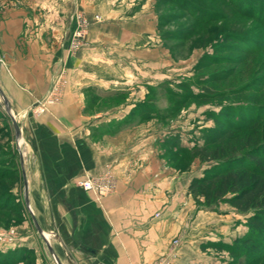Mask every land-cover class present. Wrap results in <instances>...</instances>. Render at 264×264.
<instances>
[{
	"label": "crops",
	"instance_id": "0c3cea01",
	"mask_svg": "<svg viewBox=\"0 0 264 264\" xmlns=\"http://www.w3.org/2000/svg\"><path fill=\"white\" fill-rule=\"evenodd\" d=\"M154 2L0 0V87L22 131L24 194L25 176L60 264H213L202 233L231 238L229 223L188 193L191 171L167 160L164 138L175 125L144 115L150 88L190 73L170 55L162 69ZM56 74L66 80L60 101L34 113ZM85 174L116 188L99 196L78 184ZM17 230L15 245L40 256L31 223Z\"/></svg>",
	"mask_w": 264,
	"mask_h": 264
},
{
	"label": "trees",
	"instance_id": "16d2710c",
	"mask_svg": "<svg viewBox=\"0 0 264 264\" xmlns=\"http://www.w3.org/2000/svg\"><path fill=\"white\" fill-rule=\"evenodd\" d=\"M241 1L246 6L239 7L240 11L264 22V0ZM252 9H255L256 13H253ZM211 19L208 17V20ZM165 21L166 15H159V32ZM163 36L166 35L163 33ZM225 41L234 46V50L248 43L250 37L246 33L233 32L229 33ZM257 51H264V46L250 53ZM220 56H209L196 63L195 72L199 71L202 74L200 77L196 75L190 77L191 81L180 82L181 91L174 90L169 82L162 83L160 87L169 98L164 109L157 108L150 102L151 93L155 90L151 89L148 101L144 104V109L147 110L144 115L167 121L179 115L184 108H188L189 104L186 103L191 99L203 104L214 100L218 102L220 110L208 112L207 118L214 120L215 126L204 129L202 135L204 143L187 147L181 144L180 134L166 136L164 138L166 157L175 151L183 157L192 156L203 163H210L201 176L192 178L188 187L189 194L194 196L197 204L201 206L199 208L213 207L220 202H226L235 210L247 214L246 231L242 235L236 236L230 242L212 244L219 250H227L231 255L232 259L224 264H264V93H261L264 92L262 89L264 83H251L250 94L241 86L226 89L225 86H221L222 89H217L215 83H224V80L230 77L229 74L224 73L222 76L215 71L209 74V67L219 63V59L225 58L224 55ZM246 94L248 96L243 97ZM8 154L9 158L18 156L15 149ZM6 158L2 160L5 161ZM167 158L169 163H175L174 157ZM11 161L13 165H7L8 171H3L0 175L4 180L1 191L6 189L14 191L21 181L19 166L14 165L13 159ZM178 166L180 165L174 164L176 169L185 170L177 168ZM2 199L0 222L7 220L22 223L25 205L21 198L10 193ZM34 251L27 247L11 249L7 254H0V259L3 263L13 262L12 260L24 263L36 259Z\"/></svg>",
	"mask_w": 264,
	"mask_h": 264
},
{
	"label": "rangeland",
	"instance_id": "374dc122",
	"mask_svg": "<svg viewBox=\"0 0 264 264\" xmlns=\"http://www.w3.org/2000/svg\"><path fill=\"white\" fill-rule=\"evenodd\" d=\"M245 6L246 5L241 0H155L154 9L158 13V16L166 15V21L160 28L159 32L161 36V44L165 47L166 54H159L158 59L162 60L165 58V60H167V65L162 69L166 72L169 69L168 67H171L168 63L170 55L173 60L180 63L177 65L182 67V69L189 68L190 70V73H187L186 75L181 73V75L179 74L176 76L173 82L174 90L181 91L182 88L179 87L180 82L186 80L189 81V78H193V76L200 77L202 73L199 71L195 72V64L200 62V60L213 55H217L218 57L224 55L225 58L219 59V63L209 67V74L212 71H215L222 76L224 73L230 75L228 80H224V83L214 84L217 86V89H222L223 87L221 86H225V89L231 86L235 88L241 86L250 94L251 83H264V51L250 53V51H253L260 46H264V22L257 20L248 13L240 11L239 7L243 8ZM252 12L256 13V10L252 9ZM79 15L82 16L80 13L77 14V20ZM98 15L99 14L95 16L96 20H99L97 18ZM99 16L101 17V15ZM208 17L209 19L210 17L212 19L208 20ZM202 19L207 20L204 22L197 21ZM233 32L249 34L250 41L242 44L239 49L233 50L234 46L227 44L225 41V38L229 33ZM163 33L166 35L165 37H162ZM228 48H230V50ZM244 50L247 52L244 53ZM262 89L264 90V84ZM244 96L247 97L248 94L243 95V97ZM151 97L152 99L150 102L157 106V108L164 109L168 105L169 98L166 97V94L160 87L155 88L154 92L151 93ZM2 101L3 100L0 97V175L3 171H8L6 168L7 165H13V162L11 161L12 159L15 166H19V159H21L16 127L5 107H3ZM186 104H189L188 108H184L179 115L168 119L167 121L159 122V120H155L154 122L156 125H169L173 123L175 128L173 127L172 130L167 129V136L178 133L180 134L181 144L187 147H192L196 143H204L202 136L204 129L206 130L209 127L215 126V121L207 118L208 112H218L220 106L215 100L203 104L201 102L196 103L194 99H191L190 101H187ZM13 149L18 152V156L16 158H9L10 156L8 153ZM171 153L167 154V157H174V164L180 165L177 168L181 167L182 169H185L182 172L191 171L193 178L196 175L201 176L204 170L210 165V163H203L198 158L192 156L183 157L175 151H172ZM4 157H7L5 161L2 160ZM170 164L174 166V164ZM3 182L4 180L0 178V204L3 202V196L14 193V196L20 197L25 205L26 201L23 180L21 179L16 187L18 189L15 188L14 191L11 189L1 191V189H3L1 185ZM8 182L9 181H7V183ZM192 197L198 208L201 207L197 204L194 196ZM199 209H204L217 215H221V217H223L222 219L225 220V223H229V226H226V228H229L230 230V239L221 238L220 240H212L216 238L218 239L221 236L224 237V234H218L220 233L218 230H207L202 233V235L207 237L209 246L211 245L208 253L213 257V264H224L226 261L232 259L231 255L227 250H219L212 246V244L221 241L230 242L236 237H232L233 235H238L239 233L242 235L246 231L245 216L247 214L245 215L244 213L235 210L226 202H220L213 207H203ZM22 217L24 218V221L20 224L7 220H2L0 222V230L6 232L14 231L13 233L15 236L13 239H6L5 242L0 240V254H7L11 249L18 250L19 248L23 249L24 247L34 249L29 246L15 245L18 241L17 228L28 220L31 223L32 232L35 233L39 240L41 257L37 255L36 250L34 249L36 254L35 260L33 259L31 261L30 259L24 263H17L12 260L13 262L3 263L2 259H0V264H58L49 250L43 236L39 233L33 220L31 210L26 205Z\"/></svg>",
	"mask_w": 264,
	"mask_h": 264
},
{
	"label": "built area",
	"instance_id": "2783aa9c",
	"mask_svg": "<svg viewBox=\"0 0 264 264\" xmlns=\"http://www.w3.org/2000/svg\"><path fill=\"white\" fill-rule=\"evenodd\" d=\"M78 20L83 23V17L78 16ZM97 18L100 20V16ZM82 30L76 32V36L82 35ZM63 74H56L53 77V81L48 93L42 97L32 108L33 112L36 114H41L47 112L49 110V105L52 103H57L61 99V95L63 92V85L66 83V80L63 78ZM78 184L84 187L87 190L94 191L97 195H106L115 190V184L111 182L108 176L105 179H101L99 177H94L92 175L85 174L84 177L78 180ZM14 231L6 232L4 230H0V240L6 241V239H13ZM180 240L176 239L174 241L175 245H178Z\"/></svg>",
	"mask_w": 264,
	"mask_h": 264
},
{
	"label": "water",
	"instance_id": "95a60500",
	"mask_svg": "<svg viewBox=\"0 0 264 264\" xmlns=\"http://www.w3.org/2000/svg\"><path fill=\"white\" fill-rule=\"evenodd\" d=\"M0 97L2 98V103H3V106L5 107L6 111L8 112L9 116L12 118L13 122H14V125L16 127V133H17V136L18 138L21 136L22 134V131H21V127L19 125V122L15 116V114H13L12 112H10L7 107H6V102H5V96H4V92L3 90L1 89L0 87ZM25 175V174H24ZM24 181H25V186H26V193H25V201H26V205L29 207V209L31 210L32 212V216H33V220L38 228V231L39 233L43 236L49 250L51 251L53 257L55 258V260L58 262H61V259L60 257L57 255L53 245L51 244V242L47 239V237H45V234H44V230L43 228L41 227L37 217L35 216L34 212L32 211L31 209V205H30V200H29V193H28V182H27V178L24 176Z\"/></svg>",
	"mask_w": 264,
	"mask_h": 264
},
{
	"label": "bare ground",
	"instance_id": "6f19581e",
	"mask_svg": "<svg viewBox=\"0 0 264 264\" xmlns=\"http://www.w3.org/2000/svg\"><path fill=\"white\" fill-rule=\"evenodd\" d=\"M45 237H46V236H45ZM57 263H58V264H60V262H59V261H58Z\"/></svg>",
	"mask_w": 264,
	"mask_h": 264
}]
</instances>
